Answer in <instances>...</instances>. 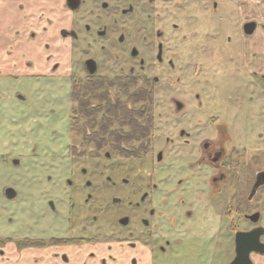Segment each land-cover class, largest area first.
<instances>
[{
	"label": "flooded vegetation",
	"instance_id": "1",
	"mask_svg": "<svg viewBox=\"0 0 264 264\" xmlns=\"http://www.w3.org/2000/svg\"><path fill=\"white\" fill-rule=\"evenodd\" d=\"M13 3H1L9 21L46 40L51 70L31 78L72 81L71 132L66 151L26 166L17 206L30 215L1 221L0 264H154L168 252L179 264L184 248L198 264L226 252L264 264V88L224 82L264 80L254 0ZM192 8L215 23L196 42ZM132 106L145 136L125 134Z\"/></svg>",
	"mask_w": 264,
	"mask_h": 264
},
{
	"label": "rangeland",
	"instance_id": "2",
	"mask_svg": "<svg viewBox=\"0 0 264 264\" xmlns=\"http://www.w3.org/2000/svg\"><path fill=\"white\" fill-rule=\"evenodd\" d=\"M218 1L221 3L224 0ZM228 4L233 3L228 2ZM253 5H257L253 13H256L264 27V0H254ZM244 10L242 9V16L249 12L247 8ZM190 14L193 19H196L192 22L195 42L199 34L201 36L206 30L210 32L215 30V23L210 20L206 21L208 19L206 14L198 8H192ZM81 15L85 13L82 12ZM91 19L87 16L84 21H91ZM181 25L184 30L189 27L186 22ZM258 33L262 34L264 43V28ZM82 60V56H75L74 72L76 75H82ZM233 73L229 72L226 78L233 77ZM244 74H246L244 71L238 72L234 80L225 79L226 86L235 85L242 95L245 94L244 88L248 86L249 88L255 86L264 88V80H252L249 74L247 76ZM71 84L70 78L61 76L0 78V225L2 220L6 222L10 217H15L16 211L20 216L16 213L17 218L13 221V226L15 223L21 226L30 215L27 208L17 206V201L29 191L28 179L25 177L26 166L34 160L49 158V155L54 152L66 151L65 132H71ZM179 84L181 82L178 86ZM163 94L170 95L174 92L168 88ZM8 188L16 191L17 196L14 200L6 197L5 192ZM181 251L179 264H198L196 260L189 258L193 254L191 250L184 248ZM231 257L232 255L226 252L222 261L215 260L208 264H229ZM154 264H175V260L168 252L158 256Z\"/></svg>",
	"mask_w": 264,
	"mask_h": 264
},
{
	"label": "crops",
	"instance_id": "3",
	"mask_svg": "<svg viewBox=\"0 0 264 264\" xmlns=\"http://www.w3.org/2000/svg\"><path fill=\"white\" fill-rule=\"evenodd\" d=\"M28 0H6L0 2V78L8 79L14 76L34 77L47 74L49 64L46 59L44 42L46 40H28V31L23 25L10 22V13L3 11L2 4L16 2L27 3ZM14 4V3H13ZM15 7V6H14ZM39 26L43 22H39ZM39 29V27H36ZM19 31V32H18ZM31 62L32 67L26 63Z\"/></svg>",
	"mask_w": 264,
	"mask_h": 264
},
{
	"label": "trees",
	"instance_id": "4",
	"mask_svg": "<svg viewBox=\"0 0 264 264\" xmlns=\"http://www.w3.org/2000/svg\"><path fill=\"white\" fill-rule=\"evenodd\" d=\"M132 90V89H131ZM129 90L128 94L129 95H134V96H138L140 97L141 95L140 94H144L142 91H131ZM78 88L77 86L73 87V96H76L78 95ZM141 98V97H140ZM143 108H140V110H142ZM136 111H138V108H134L132 106V108H130L128 110V115H126L125 117L129 118V120L132 122L131 124H129L128 126H130V129H129V132L125 133V134H128V133H132V135L135 137V136H145V133H146V130H145V127H143L141 125V123L139 122H136V120L134 119V113H136ZM123 124L120 125V127L122 126ZM121 135V134H120ZM124 135V133H123ZM132 136V137H133ZM121 155H128L127 151L125 150H120L118 151Z\"/></svg>",
	"mask_w": 264,
	"mask_h": 264
},
{
	"label": "water",
	"instance_id": "5",
	"mask_svg": "<svg viewBox=\"0 0 264 264\" xmlns=\"http://www.w3.org/2000/svg\"><path fill=\"white\" fill-rule=\"evenodd\" d=\"M8 197L12 198L15 195V191L12 188L7 189Z\"/></svg>",
	"mask_w": 264,
	"mask_h": 264
},
{
	"label": "bare ground",
	"instance_id": "6",
	"mask_svg": "<svg viewBox=\"0 0 264 264\" xmlns=\"http://www.w3.org/2000/svg\"><path fill=\"white\" fill-rule=\"evenodd\" d=\"M52 23V22H51Z\"/></svg>",
	"mask_w": 264,
	"mask_h": 264
}]
</instances>
